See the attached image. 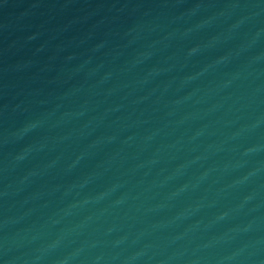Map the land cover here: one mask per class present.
I'll return each mask as SVG.
<instances>
[{
    "label": "water",
    "instance_id": "water-1",
    "mask_svg": "<svg viewBox=\"0 0 264 264\" xmlns=\"http://www.w3.org/2000/svg\"><path fill=\"white\" fill-rule=\"evenodd\" d=\"M0 264H264V0H0Z\"/></svg>",
    "mask_w": 264,
    "mask_h": 264
}]
</instances>
